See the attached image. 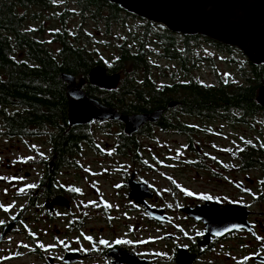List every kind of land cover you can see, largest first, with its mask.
I'll return each mask as SVG.
<instances>
[{
  "label": "flooded vegetation",
  "instance_id": "af4514ba",
  "mask_svg": "<svg viewBox=\"0 0 264 264\" xmlns=\"http://www.w3.org/2000/svg\"><path fill=\"white\" fill-rule=\"evenodd\" d=\"M180 99L173 100L172 107L167 104L166 109L160 108L163 113L156 123L147 122L132 134L123 131L120 121H92L86 125L68 126L67 102L65 129L32 125L22 131L10 130L3 122L5 113L0 107V264H264V208L260 212L256 209V205L264 204V174L259 180L258 191L241 192L248 195L246 200L228 190H215L213 194L187 193L184 196L187 202L177 206V219L181 224L175 232L157 238V241H165L163 250L155 249L158 242L146 245L117 236L101 238L98 235H102L103 228L91 227L82 232V222L77 217L80 212L75 206L81 191L77 187H66L61 178L65 176L66 168L79 166L76 161L84 151H98L108 162L111 161L109 158L115 157L111 163L117 167L126 188L131 175L136 182L144 181L137 170L123 169L129 162L123 141L127 138L138 141L141 134L155 129L182 139L189 154L187 166L199 169L196 174L200 178L199 171H202L205 182L221 181L225 174L255 168L258 164L254 151L259 144H253L237 131L240 126L254 128L252 119L257 114H264V110L186 111ZM93 125L118 128L113 142L105 144L110 152H103L92 142L88 131ZM18 153L20 157L16 158ZM131 161L142 164L140 158H131ZM153 161L160 163L157 159ZM99 165L107 167L102 163ZM101 173L105 178L110 175L105 169ZM240 178L234 176L233 180L239 188ZM147 185L149 190L146 192L152 196L143 198V204L130 199L132 205L142 209L149 218L147 207L162 209L161 216L166 215V221L151 219L159 226H169L173 221L169 209L161 206L156 190ZM57 197L66 199L67 205L65 201H55ZM79 207L86 212L105 209L103 203L97 202L79 204ZM186 208L194 209L195 213L188 214ZM207 210L226 211L222 219L230 223L229 227L211 231L205 216ZM258 215L263 217V222ZM237 221L243 222L241 227H237ZM68 236L73 239L66 240ZM165 253L168 258L162 256Z\"/></svg>",
  "mask_w": 264,
  "mask_h": 264
},
{
  "label": "trees",
  "instance_id": "16d2710c",
  "mask_svg": "<svg viewBox=\"0 0 264 264\" xmlns=\"http://www.w3.org/2000/svg\"><path fill=\"white\" fill-rule=\"evenodd\" d=\"M74 3L82 17L101 18L106 23L130 16L104 0H74ZM57 6L54 0H0V107L5 113L3 122L10 130L22 131L32 125L65 129L66 99L64 83L59 80L61 72L84 78V91L89 96L124 114L166 109L167 104L179 98L186 111L264 110L256 101L258 87L264 83V65L245 63L249 68L240 67L242 84L222 78L205 83L188 74L196 66L194 47L204 42L222 50L235 48L200 36L182 37L149 22L145 24L147 27H159L153 34L159 47L158 55L177 61L183 77H175L172 72L171 79L161 84L156 82L151 73L160 67L149 59L151 52L146 48L145 36L139 38L140 46L135 49L127 46L123 39L110 64L101 57L95 58L96 50L85 44L89 36L81 29L72 32L66 27V19L77 12L69 10L66 3L54 16L62 27L48 31L50 39L58 45L57 53H53L48 46L50 39L42 38V27L33 26L37 13L30 9L42 11ZM95 64L103 65L108 73L123 74L117 89L103 90L88 83L87 74ZM7 109L11 111L7 113ZM123 142L126 143L125 153L134 160L139 159L138 141L127 138ZM255 153L257 155L259 150Z\"/></svg>",
  "mask_w": 264,
  "mask_h": 264
},
{
  "label": "rangeland",
  "instance_id": "374dc122",
  "mask_svg": "<svg viewBox=\"0 0 264 264\" xmlns=\"http://www.w3.org/2000/svg\"><path fill=\"white\" fill-rule=\"evenodd\" d=\"M54 1L58 3V6L53 9L42 11L37 8L30 9V11L37 13L35 16L37 21H32V24L35 27L39 26L40 29L42 27L43 39H50L49 30L62 27L61 22L54 16L58 14V10L65 8L66 3L69 10L77 11L66 19V27L72 32L81 29L86 36H89V41H85V44L96 50L95 58L101 57L106 64H110L115 58L114 56L118 54V45L123 39H125L127 46L135 49L140 46L139 38L145 36L147 37L146 48L151 52L149 59L160 67V70L154 69L151 73L156 82L161 84L171 79L170 74L172 72H175V77H183L177 61H169L158 55L159 47L153 34L154 31L159 30V27H147L145 25L147 21L130 14L128 17L121 16L117 22L106 23L101 18L96 20L82 17L74 0ZM146 30L149 31L148 34ZM48 46L53 53H57V43L50 39ZM194 53L197 61L196 66L188 72L190 76L205 83L216 82L219 78L234 84L244 82V78L241 77L238 69L240 67L249 68V65H245L248 62L239 50L217 49L213 45L200 42L194 47ZM189 59L191 62L192 58L190 56ZM162 68L167 70L163 71ZM121 75L123 76V74ZM252 122L255 124L254 128L240 126L237 132L242 137L251 139L253 144H259L255 146V151L259 150V153L257 155L255 153L254 157L258 164L255 165V168L241 169L235 171V173L225 174V177L218 182H205L206 177L202 171H199V174L202 175V178H200L196 174L199 169L187 166L189 154L185 150L182 139L177 135L155 129L149 131L148 134H141L137 138L140 143L138 154L142 164L131 161V157H129V162L123 169L137 170L139 177L154 187L158 194V202L161 206H166L171 214L173 221L169 226H159L142 209L132 205V201L127 197L128 188L123 186L125 181L117 172V167L111 163L112 160H115V157L109 158L111 161L108 162L106 156L98 151L91 152L88 150L82 152L76 161L79 166L73 165L69 169L66 168L65 176L61 178L63 181L65 180L66 187H77L81 191L80 196L76 197L75 206L76 210L80 212L77 217L82 222V232L91 227L103 228L102 235H98L101 238L117 236L128 242H145L146 245H148V242H158L155 249L163 250L166 243L163 240L157 241V238L175 232L176 227L181 224L177 219L179 215L177 206L187 202V198L184 197L187 193L213 194L212 191L215 190H228L234 191L236 197L240 196L242 200H246L245 197L248 195L241 194V192L247 189L258 191L259 180L261 175L264 174V169H262L264 168V114H257ZM88 132L91 135L92 142L97 144L98 148H101L103 152H110L109 147L105 144L113 142V135L118 132V128L111 125L107 128L93 125ZM18 145L21 147L20 144ZM19 157L20 153L16 155V158ZM153 159H157L160 163L154 162ZM100 163L107 167L100 166ZM147 165L150 167H147ZM104 169L110 173L107 178L101 173ZM234 176L241 177V188L234 182ZM247 179L253 182L250 183ZM202 182L203 184H201ZM216 194L214 193V195ZM93 202L103 203L105 209L97 212H86L83 211V207H79V204H92ZM263 208L264 204L256 205L258 212L262 211ZM257 217L263 222L262 216L258 215ZM67 221V218H65V222ZM158 229H160L159 232ZM67 239L71 240L73 236H68ZM66 243L69 244L70 242ZM162 256L168 258V253Z\"/></svg>",
  "mask_w": 264,
  "mask_h": 264
},
{
  "label": "water",
  "instance_id": "95a60500",
  "mask_svg": "<svg viewBox=\"0 0 264 264\" xmlns=\"http://www.w3.org/2000/svg\"><path fill=\"white\" fill-rule=\"evenodd\" d=\"M124 12L150 23L163 26L171 33L182 36H200L224 46L239 50L253 66L264 65V0H104ZM59 78L66 84L68 126L86 125L92 121H120L127 134L136 132L145 123H156L163 110L146 113L124 114L116 107L102 104L83 89L86 80L61 72ZM120 73H108L101 64L92 66L87 74L90 85L104 90L116 89ZM256 101L264 108V83L258 87ZM170 107L173 102L168 104ZM128 198L143 204V198L151 197L145 182H136L131 175L127 180ZM67 205V200L57 197L55 201ZM194 214V209H184ZM162 209L147 207L151 218L166 221ZM200 212V211H199ZM225 212L205 211L207 223L212 230L229 227L222 219ZM201 214V213H200ZM237 218V217H236ZM239 220V219H237ZM243 222L237 221V227ZM235 225V224H234ZM225 228V229H226ZM68 256L73 254L68 253ZM72 258V257H71ZM65 261H68L66 258Z\"/></svg>",
  "mask_w": 264,
  "mask_h": 264
},
{
  "label": "snow or ice",
  "instance_id": "6c2138e0",
  "mask_svg": "<svg viewBox=\"0 0 264 264\" xmlns=\"http://www.w3.org/2000/svg\"><path fill=\"white\" fill-rule=\"evenodd\" d=\"M29 187H33V186L30 185ZM21 191H23V190H21ZM188 194H189V195H192V193H190V192H189ZM119 242H120V241H117V243H119ZM102 243H104V242L102 241Z\"/></svg>",
  "mask_w": 264,
  "mask_h": 264
}]
</instances>
